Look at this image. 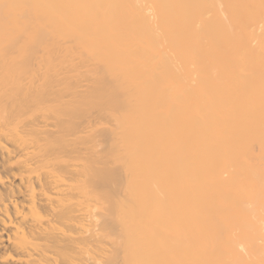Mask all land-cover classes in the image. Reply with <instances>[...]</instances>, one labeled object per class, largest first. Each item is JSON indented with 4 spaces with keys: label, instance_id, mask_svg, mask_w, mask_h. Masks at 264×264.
<instances>
[{
    "label": "bare ground",
    "instance_id": "obj_1",
    "mask_svg": "<svg viewBox=\"0 0 264 264\" xmlns=\"http://www.w3.org/2000/svg\"><path fill=\"white\" fill-rule=\"evenodd\" d=\"M0 264H264V0H0Z\"/></svg>",
    "mask_w": 264,
    "mask_h": 264
}]
</instances>
